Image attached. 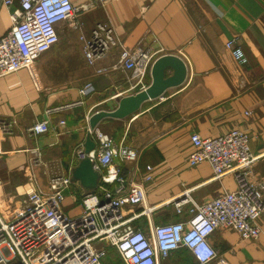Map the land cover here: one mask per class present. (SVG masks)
<instances>
[{
	"label": "crops",
	"instance_id": "crops-1",
	"mask_svg": "<svg viewBox=\"0 0 264 264\" xmlns=\"http://www.w3.org/2000/svg\"><path fill=\"white\" fill-rule=\"evenodd\" d=\"M70 1L74 6L93 5L79 13L83 34L97 23L106 24L124 47L149 49L155 53L154 59L163 54L176 55L187 68L181 86L146 102L134 116L102 121L90 134L95 144L96 133L102 132L116 146L136 152L137 160L121 167V176L128 180L140 184L146 166L152 168L151 180L143 182L145 202L160 207L149 218L138 219L141 224L134 221L133 226L148 232L150 222L155 225L177 220L173 206L167 202H175L183 192L201 204L235 190L233 176L211 182L208 163L195 167L187 164L193 150L189 137L196 133L212 138L229 129L244 130L251 137V153H264V0H107L103 5L96 0ZM18 7L19 0H13L10 7L0 6V37ZM56 31L58 43L32 67L33 80L24 69L0 78V119L8 126V131L0 135V207L8 213L27 191L37 187L46 190L54 173L71 180V171L79 162L73 151L84 144L91 114L112 110L119 97L139 91L133 72L116 67L118 47L89 66L81 51L79 33L66 25L56 26ZM233 37L238 38L246 56L244 66H238L224 47ZM102 68L107 71L99 72ZM142 82L146 87L150 84L149 72ZM41 120L48 121L49 130L30 136L29 126ZM61 120L64 125L59 124ZM34 151L45 167L31 166ZM251 179L264 186V157L253 166ZM106 187L113 189L112 185ZM85 192L71 181L63 211L79 215L80 197ZM92 192L102 198L98 187ZM258 224L261 234L250 242L240 241L233 231L216 230L209 243L218 258L211 264H264V212ZM113 256L116 260L110 262ZM118 258L108 247L106 260L122 264ZM158 264L196 262L183 248Z\"/></svg>",
	"mask_w": 264,
	"mask_h": 264
},
{
	"label": "built area",
	"instance_id": "built-area-1",
	"mask_svg": "<svg viewBox=\"0 0 264 264\" xmlns=\"http://www.w3.org/2000/svg\"><path fill=\"white\" fill-rule=\"evenodd\" d=\"M106 1L96 0V3L103 5ZM12 3L13 0H0V6L10 7ZM92 6L90 3L74 6L70 0H19V7L10 16L9 28L0 37V78L24 69L33 80L32 67L58 43L56 26L66 25L79 33L81 51L89 66L118 47L116 67L132 71L139 91L145 89L142 80L150 71L155 53L141 47L133 50L124 47L106 24L97 23L87 35L83 34L79 13ZM224 47L238 66L246 65L237 37L226 40ZM59 124L64 125V121ZM48 130V121L41 120L29 126L27 133L36 137ZM7 131L8 126L0 119V135ZM96 134L92 151L85 154L83 146H78L73 155L78 161L88 158L99 172L102 198L94 192H85L80 197V214L68 215L62 205L71 180L54 173L49 176L46 190L37 187L27 191L10 213L0 207V264H104L108 247L115 250L122 264H158L160 259L183 248L190 252L196 264H211L218 258L209 243L216 230L233 231L244 242L259 238L264 186L251 176L253 166L264 153H251V137L246 131L233 128L212 138L190 135L193 150L187 164L195 167L206 162L212 170L211 182L233 176L236 188L201 204L194 203L183 192L175 202H167L179 218L155 225L149 220L148 232L132 223L142 216L149 218L160 207L147 206L145 202L143 182L151 180L152 168L146 166L140 184L121 176V167L137 160L136 152L116 146L106 133ZM34 153L31 166L45 167L37 152ZM111 185L113 189L109 190L106 186ZM137 208L141 211L135 212Z\"/></svg>",
	"mask_w": 264,
	"mask_h": 264
},
{
	"label": "water",
	"instance_id": "water-1",
	"mask_svg": "<svg viewBox=\"0 0 264 264\" xmlns=\"http://www.w3.org/2000/svg\"><path fill=\"white\" fill-rule=\"evenodd\" d=\"M150 84L143 90L132 95L117 99V105L112 110H97L88 118V133L85 137L83 149L87 154L95 148L91 133L104 120H123L134 116L146 102L156 100L169 89L181 86L187 75V68L183 60L172 54H163L154 59L150 67ZM100 174L93 169L88 158L78 162L71 171V181L77 182L86 192H92L98 187Z\"/></svg>",
	"mask_w": 264,
	"mask_h": 264
},
{
	"label": "rangeland",
	"instance_id": "rangeland-1",
	"mask_svg": "<svg viewBox=\"0 0 264 264\" xmlns=\"http://www.w3.org/2000/svg\"><path fill=\"white\" fill-rule=\"evenodd\" d=\"M59 40H60V38H59ZM71 105H74V103L73 104H71ZM50 168H54V166L53 165H51V167ZM137 223L138 224H141L142 223V221L141 220H138L137 221ZM107 256V255H106ZM114 257V256H113ZM112 259V258H111ZM115 260H116V258L114 257L113 258V260L111 261V260H109L110 262H115ZM118 260H120L119 258H118ZM105 261H106V263L107 264H110V262L108 261V259L106 260V257H105V259H104V263H105ZM120 262V261H119Z\"/></svg>",
	"mask_w": 264,
	"mask_h": 264
}]
</instances>
